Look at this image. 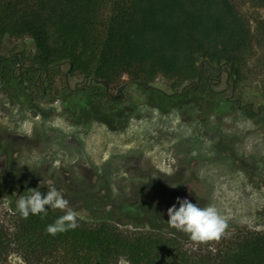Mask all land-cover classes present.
<instances>
[{
  "label": "trees",
  "instance_id": "16d2710c",
  "mask_svg": "<svg viewBox=\"0 0 264 264\" xmlns=\"http://www.w3.org/2000/svg\"><path fill=\"white\" fill-rule=\"evenodd\" d=\"M251 1L264 8V0ZM23 37L31 47L11 41ZM252 39L250 21L232 0H0V80L12 88V98L29 106L36 92L60 98L63 112L83 106L96 118L123 120L127 105V121L133 113L127 102L103 104L105 85L139 88L159 75L173 86L195 80L202 85L206 66L222 65L238 81ZM60 72L66 85L56 88ZM84 75L98 82L69 88V78ZM11 210L13 225L0 217V264H264V232L189 249L156 221L145 222L150 231L125 232L106 215H78L77 228L52 236L46 228L64 212L48 208L46 216L23 219L15 205ZM91 210L106 213L94 204ZM120 211L129 214L126 207ZM13 253L21 262L9 259Z\"/></svg>",
  "mask_w": 264,
  "mask_h": 264
},
{
  "label": "rangeland",
  "instance_id": "374dc122",
  "mask_svg": "<svg viewBox=\"0 0 264 264\" xmlns=\"http://www.w3.org/2000/svg\"><path fill=\"white\" fill-rule=\"evenodd\" d=\"M238 10L250 21L253 39L250 47L244 54L241 62V79L233 81L228 66H206L208 78L202 79L198 89L190 88L184 99L182 108L170 107L168 113H161L145 103L137 108V115L133 116L124 131L111 132L105 126L95 124L93 128L104 137L105 153H98L94 167L109 172L111 177L105 182L110 189V198L118 195L116 187H128L132 181L125 171L129 167L130 158L139 157L151 159L155 165L171 171L167 167L172 162V147L181 145L192 153L188 159L197 160V173L203 188L199 190V207L212 204L227 218V233L223 236H235L245 232H264V8L251 0H232ZM12 43L26 42L31 47L29 37L12 38ZM5 44L9 45L6 40ZM64 66L60 71H64ZM77 78H70L71 86ZM64 74H56L54 86L56 88L66 85ZM173 86L171 79L159 75L153 85L168 93L180 91L185 84ZM193 86V85H192ZM234 86L233 98L228 105L223 104L231 96ZM191 87V86H190ZM30 89V88H28ZM12 88L0 80V217L13 225L16 214L11 205L16 206L19 195H27L28 191H19L18 188L4 187V179L10 176H23V182L33 179L36 171L51 161L50 172H59L60 169L68 171L73 180L81 183L80 168L76 165L81 160L80 153H11L15 147L7 146L1 140V133L9 130L17 133L18 130L30 133L33 124L41 130L53 129L58 140L63 136L79 134L82 129L69 122L68 116L61 109V99L55 97L48 106L46 96L34 95V100L40 102V114L29 109H21L16 103H9ZM30 93V91H28ZM30 94V95H31ZM239 98L243 109L238 108ZM143 102V97L140 99ZM221 101V104H219ZM223 111L216 116L213 109ZM54 110L51 113L48 110ZM226 111V112H225ZM45 112V119L41 114ZM51 114V115H50ZM33 123V124H32ZM19 127V128H18ZM61 135V136H59ZM130 138L128 141L126 138ZM142 146L143 149L153 153H109L111 150H124ZM49 155V156H47ZM51 155V156H50ZM132 159V158H131ZM94 161V160H93ZM144 169V165H140ZM134 181H140L138 179ZM168 187H171L168 185ZM126 192V191H125ZM64 198L69 201V207L79 216H89L91 206L86 204L84 190L70 191L63 189ZM117 217L118 226L125 232H145L151 228L145 222L137 224L134 220L123 218L121 207L114 204H103L101 208L110 211ZM101 215L96 213V216ZM93 215V217H96ZM160 231L175 235L181 239L186 248H206L210 245L217 247L223 240L193 246L189 237L174 228L165 226L162 221ZM11 258V259H10ZM12 261L21 259L15 253L10 257Z\"/></svg>",
  "mask_w": 264,
  "mask_h": 264
},
{
  "label": "flooded vegetation",
  "instance_id": "af4514ba",
  "mask_svg": "<svg viewBox=\"0 0 264 264\" xmlns=\"http://www.w3.org/2000/svg\"><path fill=\"white\" fill-rule=\"evenodd\" d=\"M224 65H222L223 68ZM222 68L220 70H222ZM74 82L75 89L82 88L86 89L91 82H98L94 77H88L84 75L83 77H76ZM235 82V80L233 79ZM69 88H71L70 78L68 79ZM136 84L130 85L128 82H124L120 87L110 90L107 85L104 86L105 95L101 96L103 104L105 102H114V100L127 102L129 107L133 109V113L130 115L126 121L127 115L125 110H130L127 105L123 111L126 115L125 119H111L103 120L101 118H96L91 115L90 112L84 110H68L63 112L68 116L70 123L75 125V127L82 129L81 133L74 135L63 136V139L57 138L55 131L53 129L41 130L38 125L33 124L29 130L30 133L18 130L17 133L4 130L1 133V140H4L6 145L15 147V151L11 153H80L81 160L76 163L80 168L81 173V183H76L71 174L65 169H60L59 172H50L51 161L44 164L40 170L36 171L32 180L27 183L23 182V176L17 173L18 176H10L7 180L4 179V187L10 189L18 188L19 191H27L29 189H38L43 195H46L48 188L55 187L56 189L63 192V189H69L70 191L76 192L84 190V199L86 204L102 206L103 204H114L119 205L122 210L124 207L127 208L129 214H123V218L129 220H134L137 222H152V221H162L165 222V226H168L167 220L169 219L167 210L174 204L177 209L179 204L177 203V198L183 200L187 199L190 202L200 205L199 190L203 188V183L200 181L199 175L197 173V160L194 158L188 159L189 154L192 153L189 149H183L181 145L177 147H172L170 152L162 151L160 153H173L172 162L167 164L171 171H166V169L155 165L151 159H145L139 157L135 160V157L130 158L129 167L125 168V171L129 175L128 178L132 180L128 187L119 185L116 187L118 195L115 198H110V189L107 186L108 180L111 175L109 172L104 173L103 169L98 170L94 167V158L98 156V153H105L104 151V137L100 133L93 132L95 129L93 125L99 124L105 126L111 132H120L126 130L130 119L137 115V108L140 104L145 103L151 108L159 110L161 113H168L170 107H176L178 109L182 108L184 99L188 95L190 88L198 89L201 87L199 80L188 82L180 91H175L168 93L163 89L150 84H143L139 88L135 87ZM193 85V86H192ZM191 86V87H190ZM192 88V89H193ZM137 92V93H136ZM138 98L143 97V102L139 101L136 103V95ZM234 94V86L232 87L231 96H229L224 102L225 105L232 103L235 99L232 97ZM189 96V95H188ZM84 97V96H83ZM9 103H16L21 109H29L33 113L40 114V102L36 100H31L29 105L17 102L11 95L8 97ZM51 106L50 98L47 99ZM238 108L243 109V104L240 102L239 98ZM181 101V102H180ZM86 104V103H85ZM108 103L106 104V106ZM137 106V108H136ZM62 109V108H61ZM50 113L54 110H48ZM216 116H220L223 111H215ZM48 112V115H49ZM226 112V111H225ZM53 113V112H52ZM47 114L45 112L41 114L42 118L45 119ZM51 115V114H50ZM115 125V126H114ZM113 126V127H112ZM19 128V127H18ZM61 136V135H59ZM127 141L130 139L126 138ZM109 153H153V151L143 149L142 146H137V148H129L123 152L118 150H111ZM97 156H96V155ZM94 155L96 157H94ZM49 156V155H47ZM51 156V155H50ZM94 160V161H93ZM144 165V169H141L140 165ZM140 181H134V180ZM171 186V187H168ZM126 191V192H125ZM63 194V193H62ZM64 195V194H63ZM104 211L101 208V211ZM101 215H106L110 219L120 220L119 217L111 213L110 211H105ZM101 215L96 217H102ZM89 216H93L89 214Z\"/></svg>",
  "mask_w": 264,
  "mask_h": 264
},
{
  "label": "clouds",
  "instance_id": "9594fccd",
  "mask_svg": "<svg viewBox=\"0 0 264 264\" xmlns=\"http://www.w3.org/2000/svg\"><path fill=\"white\" fill-rule=\"evenodd\" d=\"M27 195H19L16 201V210L23 219L30 215H47V209L60 210L65 214L60 216L53 224L46 228V232L52 236L74 230L78 214L69 207V201L64 198L62 192L55 187H50L46 195L38 189L27 190ZM179 208L174 204L167 210L169 219L167 224L179 232L185 233L193 246L219 241L228 227L227 218L218 208L212 204L199 207L187 199L177 198Z\"/></svg>",
  "mask_w": 264,
  "mask_h": 264
}]
</instances>
